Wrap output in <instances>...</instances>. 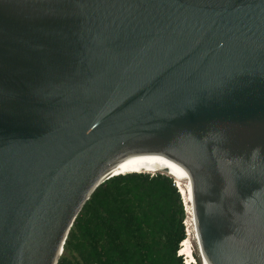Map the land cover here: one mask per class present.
<instances>
[{"label": "water", "instance_id": "water-1", "mask_svg": "<svg viewBox=\"0 0 264 264\" xmlns=\"http://www.w3.org/2000/svg\"><path fill=\"white\" fill-rule=\"evenodd\" d=\"M172 161L201 259L264 264V0H0V264Z\"/></svg>", "mask_w": 264, "mask_h": 264}, {"label": "trees", "instance_id": "trees-1", "mask_svg": "<svg viewBox=\"0 0 264 264\" xmlns=\"http://www.w3.org/2000/svg\"><path fill=\"white\" fill-rule=\"evenodd\" d=\"M184 219L168 175L112 177L81 209L57 264H183L178 251L186 238Z\"/></svg>", "mask_w": 264, "mask_h": 264}, {"label": "bare ground", "instance_id": "bare-ground-1", "mask_svg": "<svg viewBox=\"0 0 264 264\" xmlns=\"http://www.w3.org/2000/svg\"><path fill=\"white\" fill-rule=\"evenodd\" d=\"M161 170L169 171L170 174H167V175L169 177L175 179L176 186L179 189L180 196H181V199L183 201L184 208H185V212H186V215L188 217V222H189L188 225H189V228L191 229L192 239L194 240V243H195L196 248L198 250L199 261H200L201 264H206L204 262V260H202L201 257H200L201 256L200 255L201 251L199 250L197 237H196V234H195V230H194V227H193V223H192V220H191V216H190V213H189V209H188V206H187V202H186V199H185V195H184V192H183V188H182V185H181V181H180V178H179V174H178L175 162L172 161L168 166H146V163H136V166H122V168H116L115 172L118 173L116 175H121V174L125 175V174H130V173L153 174V172H159ZM190 254H191V251H190V247H189V242L185 238L180 244V255H186V256H188L190 258ZM188 257H187V259H188ZM189 260L191 261V259H189Z\"/></svg>", "mask_w": 264, "mask_h": 264}, {"label": "rangeland", "instance_id": "rangeland-1", "mask_svg": "<svg viewBox=\"0 0 264 264\" xmlns=\"http://www.w3.org/2000/svg\"><path fill=\"white\" fill-rule=\"evenodd\" d=\"M155 173H157V172H153V174H155ZM153 174H151V175H153ZM184 213H185V219L183 221V226H184V230H185L186 239L189 242V247H190L191 255L194 258V263L192 261H190L189 260L190 258L188 256H186V255H180L179 254V256H186V257H188V259L186 258L187 264H201L200 261H199L198 250L196 248V245L194 243V240L192 239L191 229L189 228V225H188L189 222H188V217H187L186 212H185V208H184ZM179 251H180V246H179ZM195 257L198 259V261H197V259Z\"/></svg>", "mask_w": 264, "mask_h": 264}]
</instances>
